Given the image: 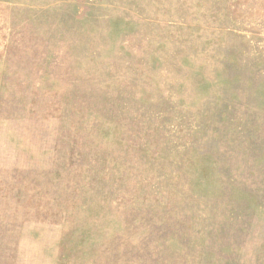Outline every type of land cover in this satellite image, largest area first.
Masks as SVG:
<instances>
[{
    "label": "rangeland",
    "instance_id": "1",
    "mask_svg": "<svg viewBox=\"0 0 264 264\" xmlns=\"http://www.w3.org/2000/svg\"><path fill=\"white\" fill-rule=\"evenodd\" d=\"M0 264H264V0H0Z\"/></svg>",
    "mask_w": 264,
    "mask_h": 264
}]
</instances>
